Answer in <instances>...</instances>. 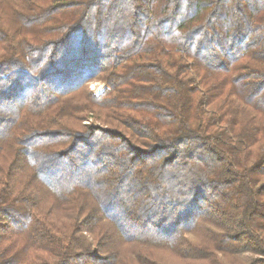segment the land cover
<instances>
[{
  "label": "trees",
  "instance_id": "1",
  "mask_svg": "<svg viewBox=\"0 0 264 264\" xmlns=\"http://www.w3.org/2000/svg\"><path fill=\"white\" fill-rule=\"evenodd\" d=\"M0 264H264V0H0Z\"/></svg>",
  "mask_w": 264,
  "mask_h": 264
},
{
  "label": "rangeland",
  "instance_id": "2",
  "mask_svg": "<svg viewBox=\"0 0 264 264\" xmlns=\"http://www.w3.org/2000/svg\"><path fill=\"white\" fill-rule=\"evenodd\" d=\"M88 89L90 92H92L94 95H99L104 90V84L100 82H91L88 85ZM92 121H87L84 124L89 125Z\"/></svg>",
  "mask_w": 264,
  "mask_h": 264
}]
</instances>
